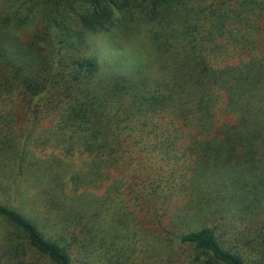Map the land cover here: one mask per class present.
<instances>
[{
	"label": "trees",
	"instance_id": "trees-1",
	"mask_svg": "<svg viewBox=\"0 0 264 264\" xmlns=\"http://www.w3.org/2000/svg\"><path fill=\"white\" fill-rule=\"evenodd\" d=\"M263 219L264 0H0V264H264Z\"/></svg>",
	"mask_w": 264,
	"mask_h": 264
},
{
	"label": "rangeland",
	"instance_id": "rangeland-1",
	"mask_svg": "<svg viewBox=\"0 0 264 264\" xmlns=\"http://www.w3.org/2000/svg\"><path fill=\"white\" fill-rule=\"evenodd\" d=\"M22 202L27 203V205H29L30 203L27 201H24V199H20ZM264 225V219L258 223L257 227ZM253 249H255V251H252ZM254 254V258L257 259L259 257H263L264 258V242L263 241H259L258 239H254V243L250 245V250H248V254Z\"/></svg>",
	"mask_w": 264,
	"mask_h": 264
}]
</instances>
